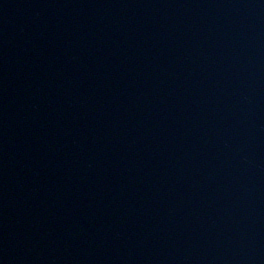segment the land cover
<instances>
[{
  "label": "water",
  "instance_id": "obj_1",
  "mask_svg": "<svg viewBox=\"0 0 264 264\" xmlns=\"http://www.w3.org/2000/svg\"><path fill=\"white\" fill-rule=\"evenodd\" d=\"M0 144L27 264H264V0H0Z\"/></svg>",
  "mask_w": 264,
  "mask_h": 264
}]
</instances>
